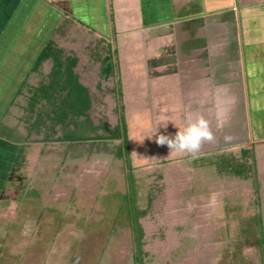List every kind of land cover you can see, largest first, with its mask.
Listing matches in <instances>:
<instances>
[{
  "label": "rangeland",
  "instance_id": "rangeland-1",
  "mask_svg": "<svg viewBox=\"0 0 264 264\" xmlns=\"http://www.w3.org/2000/svg\"><path fill=\"white\" fill-rule=\"evenodd\" d=\"M38 19H28L17 46L30 41ZM57 23L50 40L64 56L79 59L82 83L97 93L95 122L111 129L122 119L126 122L132 170L119 141L70 145L55 141L60 132L50 141L43 132L25 140L27 120H32L23 110L27 90L44 81L47 72L31 73L12 107L6 94L21 83L22 70L9 82L1 79L0 136L10 145L7 152L0 140V154L9 158L0 171V264H134L122 200L129 174L137 207L146 211L139 219L143 264H263L264 177L241 180L219 173L214 156L195 161L149 158L154 148L143 137L150 128H142L144 122L140 127L135 121L139 116L126 109L123 115L118 39H106L74 19ZM107 56L112 71L105 78L100 70ZM134 85L140 88L141 82L128 78V99L135 95L130 93Z\"/></svg>",
  "mask_w": 264,
  "mask_h": 264
},
{
  "label": "crops",
  "instance_id": "crops-1",
  "mask_svg": "<svg viewBox=\"0 0 264 264\" xmlns=\"http://www.w3.org/2000/svg\"><path fill=\"white\" fill-rule=\"evenodd\" d=\"M30 18L39 22L30 41L17 46ZM63 18L106 39H118L123 115L126 109L139 116L136 123L141 127L144 122L142 128L148 129L166 120L167 127L158 131L169 136L182 129L189 116L208 122L212 138L195 154L170 151L153 137L147 138L154 148L149 158L195 161L238 157L247 150L256 178L264 177V0H0V91L1 79L9 82L19 70L21 83L27 80L37 55L58 29L57 20ZM126 78L141 82L140 88H130L135 94L130 99ZM20 84L6 94L9 103ZM0 140L9 152V140ZM8 160L0 154L1 164Z\"/></svg>",
  "mask_w": 264,
  "mask_h": 264
},
{
  "label": "trees",
  "instance_id": "trees-1",
  "mask_svg": "<svg viewBox=\"0 0 264 264\" xmlns=\"http://www.w3.org/2000/svg\"><path fill=\"white\" fill-rule=\"evenodd\" d=\"M79 63L78 58L64 56L51 40L46 41L29 70L30 73H35L44 69L47 74L38 86L27 90L28 98L23 110L27 119L31 117L32 120H27L28 133L25 140L43 132L45 137L43 139L50 141L60 132V137L54 138L55 141L70 145L95 141H119L126 167L132 170L126 126L121 121L111 129L108 124L95 122L93 116L97 93L82 83ZM101 67V73L108 78L112 71L108 56L102 59ZM25 81L26 79L16 90L9 106L21 96L26 86ZM39 106L40 110L37 109ZM99 132L103 134H98ZM248 159H250V152L247 150L241 151L238 157L231 154L218 156L215 159V168L222 174H230L241 180L255 181L256 172ZM128 177V191L122 196V200L133 236L134 264H143L144 254L141 244L144 232L139 219L145 215L146 211L139 210L137 207L131 175L129 174ZM261 254L264 264V252L261 251Z\"/></svg>",
  "mask_w": 264,
  "mask_h": 264
},
{
  "label": "clouds",
  "instance_id": "clouds-1",
  "mask_svg": "<svg viewBox=\"0 0 264 264\" xmlns=\"http://www.w3.org/2000/svg\"><path fill=\"white\" fill-rule=\"evenodd\" d=\"M167 123L168 121L164 120L155 124L143 139H152L154 137L157 145H166L170 151L195 154L199 150L203 141L212 138L208 122L203 117H187L183 128L177 130L172 136L162 134L158 131V127L166 128ZM212 202H214V197Z\"/></svg>",
  "mask_w": 264,
  "mask_h": 264
}]
</instances>
